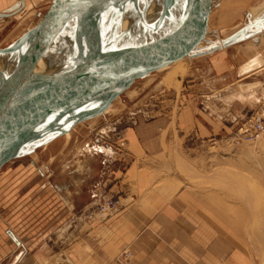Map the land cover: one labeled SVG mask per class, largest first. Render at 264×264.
<instances>
[{
    "label": "crops",
    "instance_id": "obj_1",
    "mask_svg": "<svg viewBox=\"0 0 264 264\" xmlns=\"http://www.w3.org/2000/svg\"><path fill=\"white\" fill-rule=\"evenodd\" d=\"M44 1L25 3L33 2L29 11H34ZM19 6L20 0H0V14ZM253 9L261 17L264 0H215L210 27L214 18L219 28L230 30L232 36L243 31L244 37L147 76L140 90L130 92L131 101L115 108V120L97 134L104 139L101 149L106 154L98 185L123 207L105 224H93V231L69 236L71 264H123L120 256L126 248L131 254L128 264H251L244 252L236 251L235 228L229 226L219 236L220 222H236L235 207L221 215L217 196H204L188 183L179 154L211 145L264 102V24L257 31L238 25L241 14ZM29 11L23 10L21 18ZM9 19L19 18L0 19V32ZM10 55L0 57V63ZM87 147L83 153L90 158L77 163L84 174H91L94 155L90 144ZM102 227L104 234L97 236ZM21 238L11 226L0 234V244H5L0 260L45 264L40 251L26 258Z\"/></svg>",
    "mask_w": 264,
    "mask_h": 264
},
{
    "label": "rangeland",
    "instance_id": "obj_2",
    "mask_svg": "<svg viewBox=\"0 0 264 264\" xmlns=\"http://www.w3.org/2000/svg\"><path fill=\"white\" fill-rule=\"evenodd\" d=\"M50 3L51 0H46L34 11H29L33 2L25 3L24 10L29 12L23 18L19 13V19L6 21L5 28L0 32V47L9 46L35 26ZM241 15L239 27L257 31L264 24V14L258 17L254 15V9ZM231 37L230 30L219 28L213 18L202 50L218 46ZM5 56L0 54V57ZM184 60V63L188 62V59ZM153 74L157 76L160 73ZM144 80L137 81L101 116L78 124L71 130L72 133L70 131L56 139V142L53 141V145L49 144L33 154L13 160L0 171V234L4 235L11 226L27 246V259L31 260L40 251L46 256L43 258L45 264H71L67 251L71 243L69 236L74 233L83 235L95 229L93 224L99 221L83 220L85 209L105 196L98 184L105 171L106 154L100 149L104 146V139L97 134L107 122L115 120V108L124 107L126 101H131L130 92L140 90ZM148 101L145 98L143 103L147 104ZM257 111L264 113V102L252 113ZM238 129L221 135L209 146L195 150L187 148L180 152L181 167L189 184L196 186L204 196L213 194L219 198L221 215L228 210L227 207H235L236 222H220L219 236L222 238L229 226L235 228L236 251L244 252L251 264H264V136L255 142H248ZM89 144L93 149L95 167L91 174L89 170L84 174L83 167H78L77 161L85 159L84 156L90 158L88 153H83L89 151ZM104 232L105 227H102L96 233L102 236ZM4 245L0 244V250H3ZM121 253V262L128 264L130 250L126 248ZM0 261L1 264L9 262Z\"/></svg>",
    "mask_w": 264,
    "mask_h": 264
},
{
    "label": "water",
    "instance_id": "obj_3",
    "mask_svg": "<svg viewBox=\"0 0 264 264\" xmlns=\"http://www.w3.org/2000/svg\"><path fill=\"white\" fill-rule=\"evenodd\" d=\"M138 1L52 0L35 26L9 46L0 47L1 55L18 54L11 71L0 77V171L43 147L28 152L69 114L96 106L75 120L73 129L104 114L137 81L184 59L227 47L244 33L202 50L215 0H163L160 25L150 41L99 54L94 33L88 59L57 74L41 70L50 63L47 53L62 39L69 24L85 23L99 7L114 3L120 9ZM24 8L25 0H20L16 10L0 14V19L15 17Z\"/></svg>",
    "mask_w": 264,
    "mask_h": 264
},
{
    "label": "bare ground",
    "instance_id": "obj_4",
    "mask_svg": "<svg viewBox=\"0 0 264 264\" xmlns=\"http://www.w3.org/2000/svg\"><path fill=\"white\" fill-rule=\"evenodd\" d=\"M162 10L163 0H139L137 4H128L120 9L114 3L99 7L93 11L85 23L78 26L76 22L69 24L62 39L47 53L51 59L50 63L46 67H41V70L47 74H57L72 69L79 61L88 59L92 54L94 33L98 37L99 54L144 44L156 35ZM17 57L18 54H11L0 63V77L11 71ZM94 108L96 106H88L69 114L55 126L51 134L43 137L28 152H32L40 145L45 147L69 133L74 121ZM240 192L241 190L238 193Z\"/></svg>",
    "mask_w": 264,
    "mask_h": 264
},
{
    "label": "built area",
    "instance_id": "obj_5",
    "mask_svg": "<svg viewBox=\"0 0 264 264\" xmlns=\"http://www.w3.org/2000/svg\"><path fill=\"white\" fill-rule=\"evenodd\" d=\"M238 132L248 142H255L264 136V113L262 111L252 113L239 126ZM122 207V203L116 196L107 194L100 197L98 202L85 212L84 216L86 222H104L116 215Z\"/></svg>",
    "mask_w": 264,
    "mask_h": 264
}]
</instances>
